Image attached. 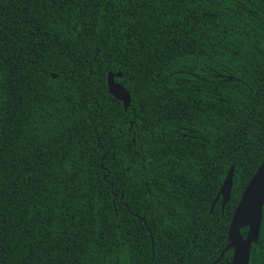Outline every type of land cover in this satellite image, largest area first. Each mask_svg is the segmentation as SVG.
I'll return each mask as SVG.
<instances>
[{"label": "trees", "instance_id": "1", "mask_svg": "<svg viewBox=\"0 0 264 264\" xmlns=\"http://www.w3.org/2000/svg\"><path fill=\"white\" fill-rule=\"evenodd\" d=\"M263 156L264 0H0V264H225Z\"/></svg>", "mask_w": 264, "mask_h": 264}, {"label": "water", "instance_id": "2", "mask_svg": "<svg viewBox=\"0 0 264 264\" xmlns=\"http://www.w3.org/2000/svg\"><path fill=\"white\" fill-rule=\"evenodd\" d=\"M119 73L107 72L106 89L115 99L119 100L125 109L129 103V94L124 87L113 80ZM51 77H54L51 74ZM233 166L230 165L218 188L220 206L229 199ZM264 204V156L245 184L241 195L233 209L228 226L229 241L225 248L231 247L230 260L225 264H245L250 243L256 239L261 217V207ZM246 227L244 237L239 234V228Z\"/></svg>", "mask_w": 264, "mask_h": 264}, {"label": "flooded vegetation", "instance_id": "3", "mask_svg": "<svg viewBox=\"0 0 264 264\" xmlns=\"http://www.w3.org/2000/svg\"><path fill=\"white\" fill-rule=\"evenodd\" d=\"M261 211H262V207H261ZM245 232L243 233L242 237H244ZM252 243L254 244L251 247ZM248 258L250 259V261H248ZM245 264H264V215H262V212H261L257 236L256 239L250 243L247 254V260Z\"/></svg>", "mask_w": 264, "mask_h": 264}]
</instances>
